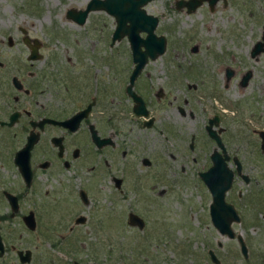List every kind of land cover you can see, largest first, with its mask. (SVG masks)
Returning <instances> with one entry per match:
<instances>
[{
	"label": "flooded vegetation",
	"instance_id": "flooded-vegetation-1",
	"mask_svg": "<svg viewBox=\"0 0 264 264\" xmlns=\"http://www.w3.org/2000/svg\"><path fill=\"white\" fill-rule=\"evenodd\" d=\"M175 8L186 11L185 6L177 8L175 4ZM25 22L27 24L21 22L14 29H11V21L0 24V27L8 29L6 36H0V264H60V251L64 246L54 236H70L80 225L87 226V209L71 214L75 204L69 203L77 185L79 199L87 207V201L80 195L82 189L87 197V166L84 168L85 163L77 164L76 160L83 158L87 162L90 144L98 155L104 154L100 157L109 168L112 159L107 157V151L112 154L118 152L121 167L126 170L127 159H130L131 151L137 148L139 142L137 133L140 134V130L145 133L149 129H156L163 140L169 141L172 146L175 144V148L184 152L185 158L188 146L194 153L191 156L194 163L201 158L209 161L200 170L193 167L194 163L191 165L197 170L199 183L205 186L209 195L206 215L212 227L209 235L213 237L208 242L209 263L264 264V177L244 170L247 159L239 157L229 146V140L234 135L232 132L242 127L244 132L239 133L245 137L255 134L249 140L256 141L258 138L260 141V149L253 150V155L264 152V97L256 98L257 106L252 105L251 92L249 98L245 97L246 88L253 90L252 86H248L252 78L251 68H246L237 79L244 93H232V96L229 93L228 98L213 87L215 91H209L213 94V101L203 104L198 99L197 102L203 104L204 119L202 124H193L189 129L187 118H192L194 109L190 106V95L186 93L181 98L179 87L195 89L197 85L183 80L187 73H182V66L171 71L172 87L160 84L150 88L149 98L142 86V74L148 62L167 52L169 39L164 34V51L153 59L149 58L133 79L130 76L135 63L129 43V53L110 54L111 57H127V64L119 58L104 59L113 62L114 73L111 72L117 76L114 84L108 86L107 82L101 81L99 69H87V59L81 53L59 52V30L54 22H50V37L41 35L44 34L42 30L38 33L31 21ZM125 40L128 42L127 38ZM258 40L261 37L254 44ZM254 44L249 49L251 57L264 52L253 56ZM189 49L195 53L197 43ZM105 65L106 74L110 64ZM235 72L234 67L225 66V79H231ZM246 72L249 76L244 81ZM89 80L93 90L87 100ZM223 87L226 88L225 85ZM134 95L143 100L147 115L135 113L134 106L138 101ZM123 102L126 103L124 107ZM89 103L91 107L87 111ZM98 106L101 107L99 117L105 118L106 123L111 125L105 133H101V128L96 125ZM128 121L131 125L125 129L122 125ZM229 125L233 126L232 132ZM208 126L221 138L225 150L217 147ZM93 129L99 137L109 141L97 146L91 135ZM227 131L231 133L229 139L225 136ZM209 139L213 141L211 147ZM153 148L152 154L140 158L142 164L159 170L166 168L162 159L172 157L174 164H170L171 167L180 164L178 168L184 171L186 165L190 166L187 161L183 162L182 154L178 156L179 150L166 155L160 147ZM215 149L222 157L228 155L225 163L232 173L230 184L223 194L225 202L213 199V191L209 190L201 176L212 164L211 154ZM158 151L163 152L158 154ZM235 158L241 163L240 171H237ZM115 176L120 178L121 184L123 177L114 174L111 177L113 183ZM237 182L240 185H236ZM63 203L70 206H62ZM211 204L216 211V215L213 214L228 231L222 232L214 225ZM225 220H228L227 226ZM44 237L47 238L46 246L42 244ZM68 257L62 258L63 263L87 264V260ZM197 264L202 263L197 261Z\"/></svg>",
	"mask_w": 264,
	"mask_h": 264
},
{
	"label": "rangeland",
	"instance_id": "rangeland-1",
	"mask_svg": "<svg viewBox=\"0 0 264 264\" xmlns=\"http://www.w3.org/2000/svg\"><path fill=\"white\" fill-rule=\"evenodd\" d=\"M87 1L0 0V24L11 21V29H14L21 22L31 21L38 33L42 30L44 34L41 35L50 37V22H54L59 30V52L81 53L87 59V69H99L101 81L110 86L117 76L112 74L113 62L104 59L119 58L127 64V57H111L110 54L129 53L128 42L125 36L111 42L115 20L102 9L90 11L82 24L66 16L68 8H83ZM145 8L159 17L156 32L169 39L166 54L149 61L142 74V86L149 98L150 88L160 84L172 87L171 71L182 66V73H187L183 80L197 85L195 89L179 87L181 98L186 93L190 95V106L194 109L192 118H187L190 129L193 124H202L204 118L201 108L204 103L209 104L214 100L209 91H215L213 87H216L221 95L228 98L229 93L231 96L232 93H244L237 79L246 68H251L252 78L248 86H252L253 90L246 88L245 97L249 98L251 92L252 105L257 106L256 98L264 97V52L251 57L249 49L262 34L264 0H217L212 7L203 1L189 13L176 9L175 0H151ZM7 31L5 27H0V36H6ZM194 43H197L198 49L192 53L189 47ZM107 63L110 66L105 74ZM225 66L235 68L234 78L225 79ZM90 80L87 82V100L93 90ZM198 99L203 104L197 102ZM125 105L123 102L122 106ZM99 110L100 106L95 112L96 125L101 128V133H105L111 125L106 123L105 118L99 117ZM130 125L128 121L122 126L127 129ZM229 130L232 132V125H229ZM230 131L225 135L228 139ZM239 132H244V129L241 127V130L232 132L234 135L229 140L230 149L239 157L247 159L244 170L264 177V152L255 155L252 152L260 149L259 139L257 142L249 140L253 134L245 137ZM137 134L139 142L137 148L131 151L130 159H127L126 170L121 167L122 160L118 152L112 154L107 151V157L112 159L109 168L100 157H104V154L98 155L90 144L87 162L83 158L76 160L77 164L85 163L84 168L87 166L85 189L89 202L87 207L82 203L76 185L69 203L75 204L71 214L79 209H87V226L80 225L70 236H54L65 249V252L60 251V264H65L62 258L67 259L68 256L87 260L89 264H197V261L210 264L207 250L210 246L208 242L213 237L209 235L212 227L206 215L209 195L205 186L199 183L196 173L209 161L205 162L201 158L194 163L191 158L194 153L188 146L185 158L184 152L175 148V144L172 146L169 141L163 140L156 129H149L145 133L140 130V134ZM209 144L210 147L213 144L210 139ZM154 146L160 147L166 155L179 150L178 156L182 154L183 162L187 161L190 166L186 165L184 171L178 168L180 164L173 168L172 157L162 159L165 160L166 168L159 170L142 164L140 158L152 154ZM163 151H158V154ZM192 164L197 170L192 168ZM114 174L123 177L119 188L111 179ZM236 185H240V182ZM60 192L63 193L62 189ZM62 206L70 205L63 203ZM130 211L143 218L142 228L129 223ZM46 239L44 237L42 241L45 246Z\"/></svg>",
	"mask_w": 264,
	"mask_h": 264
},
{
	"label": "water",
	"instance_id": "water-1",
	"mask_svg": "<svg viewBox=\"0 0 264 264\" xmlns=\"http://www.w3.org/2000/svg\"><path fill=\"white\" fill-rule=\"evenodd\" d=\"M150 1L151 0H88L83 8H68L66 10V16L79 24L86 21L88 13L92 10L102 9L109 15L113 16L115 25L112 31L111 42L119 40L124 36L128 39L129 47L133 55V61L135 63L130 76V78L133 79L139 69H141L149 58H155L156 55L162 53L165 48V36L155 32V28L159 22V17L155 14L147 12L145 8V5ZM203 1H207L210 7L217 2V0H176L175 4L177 8L185 6L186 11L191 12L195 10L197 6L201 5ZM223 1L225 2V0ZM260 51H264V24L261 40H258L254 44L251 54L254 56ZM248 76L249 72H246L243 80L246 81ZM128 90L130 91V87H128ZM134 99L138 101V103L134 106L135 113L147 115L148 112L145 108L143 100L137 95H134ZM90 107L91 103L87 105V111ZM91 127H93V125H91ZM208 131L209 134L216 139L217 147L225 150L221 138L211 131L210 126H208ZM91 135L97 146H101L109 141L107 138L99 137L95 129L91 131ZM211 158L212 164L207 170L201 173V176L209 190L213 191V199L215 201L219 199L221 202H225L223 194L229 186L232 178V173L227 168L225 163V159L228 158V155L224 154L222 157V155L215 149L211 154ZM235 162L237 165V171H240L241 163L237 158H235ZM115 186L118 188L120 187V178L118 177H115ZM80 195L84 201H87V203L89 202L88 196L86 197L84 190H80ZM210 213L214 225L220 228L222 232L228 231L219 223V219L216 218V211H214V205L212 204L210 206ZM128 221L130 224L137 225L141 228L144 225L143 218L133 211L129 212ZM227 222L228 220H225L226 226ZM209 252H211L210 254L214 259L215 257L213 252L211 250ZM76 264L85 263L77 262Z\"/></svg>",
	"mask_w": 264,
	"mask_h": 264
}]
</instances>
